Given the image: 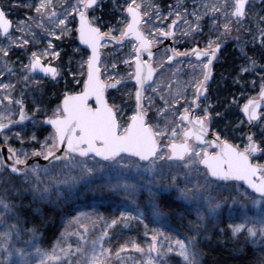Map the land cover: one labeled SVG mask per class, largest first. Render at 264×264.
<instances>
[{
    "label": "snow or ice",
    "instance_id": "1",
    "mask_svg": "<svg viewBox=\"0 0 264 264\" xmlns=\"http://www.w3.org/2000/svg\"><path fill=\"white\" fill-rule=\"evenodd\" d=\"M106 2L107 0H74V2L64 0L58 5L56 0H24V2L10 0L8 8L0 6V37L6 39L10 46L25 47L33 42L29 40V36L33 37V40L36 38L33 29L39 28L55 40H60L62 36L74 30L78 34L80 44L91 50L90 55L82 53L79 48L73 49L69 54L67 74L73 77L74 83L81 85L80 89L65 91L61 102L52 110L51 115L47 112L42 113L39 104L33 111L32 123L42 132L47 131L45 125L50 126L51 132L43 141L35 133L28 138L39 145V148H33L31 153L23 150L18 153L16 149L8 147L7 159L11 164H6L0 158V174L8 172L10 175L21 177L23 184L30 185L29 188H24L23 192H31L32 202L39 201L59 207L62 201L81 194L77 187L81 182L88 191L100 193L107 191L117 194L123 192L131 195L137 185L128 182V172L134 169L141 177L143 173H148L154 178L157 175L163 177L165 167L167 166L169 170L172 167L167 162L178 161L181 162L178 166L187 170L184 172L183 187L178 182L179 173L169 172V183L163 186V190L174 189L180 200H202L206 205V212L197 209V219L188 222L189 234L184 239L173 240L160 229H152L151 242L147 248L132 242V250L146 255L143 264H171L172 255L179 258V264H200L201 253L198 250V243L202 234L201 229L206 227L205 221L218 217L222 200L226 202L231 199L233 203L236 202L235 196H213L210 189L213 185L218 188L224 187L231 181H243L252 193L256 194L251 197L252 204L259 209L261 216V226L258 228L248 226L251 221L229 224L232 238L236 239L243 234L254 246L264 247V165L254 164L250 159L256 152L264 151V147L256 143L252 133L247 135V144L242 150L222 138L218 132L213 133V139H207L213 112L210 104H204L208 99L210 81L213 79L214 61L220 59L219 53L231 37L237 41L239 55L244 60L237 76L233 77V82L241 83L244 73H255L261 80L258 98H249L243 104L242 112L250 126H255L253 122L264 125V113L260 111L264 105V64L258 63L255 58V54L259 52L260 58L264 59V0H231V2L230 0H199V3L194 0L195 7L191 11L180 3L175 6L177 9L175 11L173 6L169 5V15H162L154 0H110L108 8L119 13L115 23L104 19ZM12 7H24L33 13L26 14L24 19L17 21L15 31L23 35L15 38L12 35L13 22L8 16ZM57 7L63 11L58 13L55 10ZM181 8L182 11L179 10ZM171 15H174L175 19H172L169 31L154 27L156 21L167 20ZM206 17L209 38L204 48L197 45L183 52L176 48L165 50L166 53L171 52V55L166 56L169 63L176 57L194 56L198 63L189 62V66L200 69L199 74L194 73L191 80L193 91L190 100L186 95V89L180 87L169 99L163 94V89L153 86L157 68L164 67L163 63L154 66L153 47L160 42L156 39V35L158 33L166 38L175 37L176 32L171 29L182 20L187 26L181 33L182 36H191L193 42H196V37L203 34L205 24L202 21ZM253 17H255V32L253 25L250 24ZM45 21L59 28V34L49 29ZM73 21H78V25L71 29L68 24ZM242 28L250 36V40L244 43H240ZM233 32L236 33L235 36ZM126 39L134 42L131 46L132 55L122 62L129 67L128 79L134 81L135 95L133 114L121 123L120 112L123 109L114 100L110 103L106 93L109 89L119 92L128 85L119 72L116 62L105 64L102 71L100 49L108 47L113 42L123 45ZM249 43L252 56L248 54ZM9 53L10 47H0V59L9 57ZM60 55L59 51L54 50L51 40L43 50L32 51L28 63L23 64L21 69V79L25 87L30 85L39 87L43 84L42 80L33 75L37 71L51 81L58 82L61 70L52 66L48 58L59 59ZM76 57H79L77 60L79 67L73 70L71 65ZM5 72L10 75L15 74L6 59L0 63V76ZM77 76L83 79H77ZM252 84L255 85L254 80ZM14 87L15 85L11 83L0 82V91L4 92L0 104L7 101L9 105L13 103L19 105V121L22 122L29 117L25 113L22 99L14 100L11 92L8 91ZM167 87L171 88V85ZM149 89L154 94L160 93L159 105H156L153 96L145 95ZM128 96L132 98L131 93H128ZM180 99L184 100L186 106L182 111H177L175 109ZM235 102L233 97L232 103ZM154 107L155 116L150 117L149 114ZM38 114L42 115L43 119H36ZM222 115L219 110L215 111L216 117ZM5 120L7 123L4 122ZM14 123L17 121L11 119L10 111L0 113V133ZM261 134L264 135V128L261 129ZM16 135L23 144L24 138L19 133ZM209 148L216 151H209ZM29 155L42 157L50 163L65 162L66 168L78 170V174L60 181L59 184L45 185L39 179L40 167L27 166ZM43 171L47 174L49 169L44 168ZM193 172L196 173L195 184H192ZM97 180L100 183H96ZM154 182L155 179L149 181V183ZM2 183L4 180L0 178V184ZM12 191L20 195V189L14 186ZM149 193L150 196L155 195L151 189ZM243 195L247 197L251 194ZM32 202L23 206L6 196H0V226H2L0 253L3 254L0 257V264H50L53 261L59 264H113V257L120 260L121 253L129 251V248L127 245H121L116 250L106 247L105 238L109 237V229L116 228L121 221L124 222L125 227L128 226L129 220H139L143 223V213L132 216L122 212L119 217H114L110 221L105 220L100 233L93 235L97 217L93 213L79 212L70 221L82 229L74 233L78 237L75 247L71 243L66 246L58 243L51 252H48L33 243L37 232L35 227H21L18 209L22 207L31 209ZM153 209V215L156 217L163 215L155 203ZM34 214L39 215L40 209H34ZM99 219L104 220L102 216ZM10 220L14 222L9 223ZM144 228V234L148 236V225L144 224ZM220 231L224 230L220 229ZM23 232L30 233V239L25 243L35 249L38 260L30 261L29 257L33 253L26 248H18L12 243L13 237L19 240ZM65 234L71 233L66 229ZM160 236L170 241L166 247L158 244ZM257 264H264V252L259 253Z\"/></svg>",
    "mask_w": 264,
    "mask_h": 264
},
{
    "label": "rangeland",
    "instance_id": "2",
    "mask_svg": "<svg viewBox=\"0 0 264 264\" xmlns=\"http://www.w3.org/2000/svg\"><path fill=\"white\" fill-rule=\"evenodd\" d=\"M21 2H24V0H21ZM63 2L64 0H56V3L58 5ZM72 2H74V0H72ZM154 3L159 6V9L162 15H169V11H170L169 5L173 6V11L177 10L175 6L178 3L182 4L183 7H187L189 11H191L193 7H195L194 0H154ZM196 3H199V0H196ZM20 8H24V7H20ZM55 10L58 13L63 11V9H61L60 7H57ZM179 10L182 11V8ZM18 11H15V9L12 7L10 8L8 12L11 14L10 19L13 21V29H12L13 38L23 35L22 33H17L15 31V26H16L17 21L24 19L26 14H33V13H30L28 9H26V11L23 12L24 15L19 16L17 15ZM172 19H175L174 15L169 16L167 20L156 21L154 27H160V28H163L165 31H167L169 25L171 24ZM189 19H191V17H189ZM69 20H71V17H69ZM253 20H255V17H253ZM202 23L205 24V27L203 29V34L198 35L196 37V42L198 41L203 42L202 45L205 47L206 42L209 38V28L207 27V17L205 18L204 21H202ZM45 24L49 29L55 30L57 34H59L60 30L59 28H56L54 24L48 23L47 21H45ZM68 27L73 29L72 23H69ZM186 27L187 26L184 25L182 20L179 21L177 25L175 26L174 31L176 32V36L173 37V41L175 45H179L183 42H186V44L188 43L190 46H193L194 44H196V42H193L191 36H188V37L182 36L181 33L186 29ZM33 31L36 33L35 40H33V37L29 36L28 37L29 40L33 42L29 43L23 48L15 47V45L10 46L9 42L6 39L1 38V37H0V47H6V48L10 47V50L19 49V53H21V51L26 50L27 47H31V51H29L28 54H26L27 60L23 62L22 65L28 63L29 55L32 51H40L46 48L47 42L49 40L52 41L55 51H59V52L61 51L60 47L58 46L59 44L56 42L55 39H53L50 36H47L39 28H34ZM69 35L70 33L64 36L68 37ZM156 39L160 41L157 44H160L161 40L159 39L158 33L156 35ZM101 49L102 51H104L103 52L104 58L101 56L102 71H103L105 64L110 65L112 62H116L118 64V58H119L121 51L123 49H127V53H126L127 55L123 54L122 59L119 62L123 68L122 70L126 71L124 73V72H121V70H119V72L122 74L125 82L127 83V80H129L127 79L129 67L128 65L124 64L122 61L123 59H127L131 57L132 53H131L130 46L128 45V47L124 46L123 48H121V47H114L112 44H109L108 47L101 48ZM109 50H110V55H108ZM167 55L168 54L165 52V49L162 48L154 57V66L160 63H163L164 67L157 68V74L154 78L153 86L157 87L158 89H163V94L168 96L169 99H171L172 96L175 95V91L178 87H180L181 89H186V94H189L190 99H191L192 90H193L191 88V80L193 78L194 73L199 74L200 69L191 68L189 66V62L193 64L198 63V62L194 60L175 62L171 67H167L165 65V60H166ZM48 59L50 60L51 64L58 66V68L62 71L61 67H59V64L57 62L58 61L57 58L49 57ZM78 59L75 60L77 68L79 67L77 63ZM2 60L3 58L0 59V62H2ZM21 69L22 67L19 70L20 72H21ZM109 70L116 71L112 69H109ZM15 74L20 75L17 82L24 83V81L21 79V74L19 73H15ZM70 77H71L72 83L75 84L73 82V77L72 76ZM36 78L40 79L39 76ZM78 78L79 76H77V79ZM1 82L10 83L7 80L1 81ZM168 85H171V88H168L167 87ZM13 89H9L8 91L12 93ZM109 90H112L114 93H117L115 89H109ZM121 90H125V95H128V93H131L132 99L134 102V89L130 85H128L127 88H121ZM0 95H1L0 99H2L4 92L0 91ZM145 95L153 96L156 101V105H159L161 103V101L159 100L160 93L154 94L149 89V91ZM145 104H147V100H145ZM204 104L211 105L209 95H208V99L204 101ZM12 108L13 107H11L7 101H4L3 104H0V113L10 111L11 115H13V117H15V119L17 118V120L19 121V112L15 113L14 111H12ZM133 109L131 110L130 113H127V116H126L127 118L133 114ZM122 115L123 113L120 114V118L122 117ZM149 115L150 117L155 116V107L153 108L152 112ZM29 118H31L30 120L31 124L34 125L32 123L33 116H30ZM4 122L7 123V120H5ZM20 125L21 124H17V123L10 125L9 129L0 136V140L3 144L7 145L8 147H12L16 149L18 153L21 150L31 153V151L33 150L32 148H29L31 141L23 136V133L20 129ZM16 133H19L20 136L24 138L23 144H21L20 139L17 137ZM166 142L167 140H165V143ZM29 157H31V155H29ZM0 158H1V155H0ZM64 163H61L60 165L49 164L48 166H45V167H41L38 164L33 163L31 166L38 165L40 167L41 171L39 173V179L43 182V184L55 185V184H59L60 181L68 179L70 176H76L78 174V170H70L69 168H66L64 166ZM89 163H92V161H89ZM167 163H170L172 167L170 170L167 168V166L165 167V175L163 177L157 175L154 178L148 173H143L141 177V175L137 174V172L134 169L131 172H128V170H124L125 172H128V182L134 183L137 185L136 189L131 193V195L125 194L123 192L117 194V193H111L107 191L103 193L88 191L87 188L83 186V182H81V184L78 185L77 187L78 188H80L81 186L83 187L81 191V193L83 194L76 195L74 199L73 197L70 198L71 202L72 201L78 202V207L75 206V208L77 207L75 210H71L72 212L69 211L67 213L66 217L64 218L62 232L59 235L57 241L50 247H43L39 244L38 237L36 235V239L33 241V243L37 244L42 250H45L48 252H51L57 246L58 243H60L63 246H66L68 243H71L73 247H75L78 241V237L74 233L77 231H82V229H79L78 225H76L75 223H70V221L72 220L73 217L78 215L79 212L93 213L97 217V224L95 226L94 233H92L93 235H97L100 233V231L103 229L105 220L110 221L114 217H119L122 212L129 213L132 216H139L140 213H143V223H141L139 220H129L127 222L128 225L132 223H138L137 226L139 227V230L135 233L134 238H131L132 240H130V242L122 241L125 235L122 232H119L116 235L117 237L116 240L111 241V235L113 234L111 232L112 229H109V237L105 238V246L111 247L113 250L118 249L119 246L121 245H127L129 248V251L125 253H121L120 260H117L115 257H113V264H143V261L146 260L147 257L146 255H141L140 253H136L134 250H132L131 249L132 242H136L140 244L142 247L147 248L148 244L151 242L150 237L152 234V231H151L152 229H160L167 236H170L173 240L177 238L184 239L189 234L188 222L196 221L197 219V215H196L197 209L199 208L201 212H206V205L204 204L202 200L200 199H192L190 201L180 200L178 199L177 193L175 192L174 189L168 190V191L163 190V186L169 183V180H168L169 172L179 173L178 182L180 186L183 187L184 172L187 171L186 169L178 166L181 164V162L172 161V162H167ZM44 168L49 169V172L47 174L43 171ZM17 177H18V181H17L18 185L22 184L27 188L30 187V185H26L22 183L21 177L19 176ZM195 177H196V173L193 172L192 177H191L192 184L196 183ZM0 178H3V180L5 179V177H3V174H0ZM153 179H155V182L149 183V181ZM200 179L202 181L203 177L201 176ZM33 182H35V178H33ZM96 183H100V181L97 180ZM149 189H151L152 192L155 193L154 196H150ZM210 191H211V195L217 196V197H224V196H229V195L235 196L236 202L233 203V200L231 199L227 200L226 202L222 200L221 201L222 207L219 211L218 217L209 218L208 220L205 221L206 225L215 226L217 225V219L219 217L220 218L222 217L230 233H231V229L229 228V224H236V223L251 221V223H248V226L250 227L256 226L257 228L261 226L260 212H259V209L254 207L252 204L251 197L255 195H253L251 192L243 189L235 182H229L224 187H220V188L213 185ZM244 193H249L251 195L246 197L243 195ZM205 195H207V193H205ZM101 197L106 198L109 201L107 202L108 204L106 205L104 204L103 206H100V201L102 200ZM160 199L167 200V202L163 204L165 206L161 205ZM169 199H171L172 202H170ZM154 203L159 206L160 211L163 213L162 216L156 217L155 215H153V211H154L153 204ZM101 216L104 218V220L99 219V217ZM11 222H14V221L10 220L9 223ZM121 224H124V222L121 221ZM144 224L148 225V236H145L144 234L145 233ZM66 229H67V232L71 234H65ZM136 229L137 227H135V230ZM204 229H201V231H203ZM0 230H2V226H0ZM135 237H137V239ZM29 239H30V233L23 232L19 240L13 237L12 243H14L16 247L18 248L20 247L26 248L27 251L32 252L33 255L29 257L30 261L38 260V257L35 256V249L32 248L31 245H28L25 243V241ZM169 243L170 241L166 240L164 236L158 237V244H162L166 247ZM255 247H259V246H255ZM2 255L3 254L0 253V257H2ZM13 259H18V257H13ZM50 264H59V262L53 261V262H50ZM171 264H179V258L175 257V255H172Z\"/></svg>",
    "mask_w": 264,
    "mask_h": 264
},
{
    "label": "trees",
    "instance_id": "3",
    "mask_svg": "<svg viewBox=\"0 0 264 264\" xmlns=\"http://www.w3.org/2000/svg\"><path fill=\"white\" fill-rule=\"evenodd\" d=\"M108 2H110V0H107L105 5L104 19L106 21L115 23V19L119 13L111 11L108 8ZM9 4L10 0H0V6L8 8ZM13 8L15 11L19 10L17 12V15L19 16L24 15L23 12L26 11V9L20 7ZM10 15L11 14L8 13V16ZM250 24L253 25V32H255L254 20L250 21ZM72 27L73 29L76 27L75 21L72 22ZM235 35L236 33L233 32V36ZM240 36V43L250 40V36H248L247 32L243 28L241 29ZM56 42L59 44L58 46L61 50V55L57 62L59 67L62 69L61 76L58 78V82H53L50 79L39 76L40 80L43 81L41 86L37 87L30 85L25 87V83L17 82L20 75H10L5 72L3 76H0V82L7 80L11 84L15 85L11 95L14 100L22 99L24 110L28 117L33 116V111L35 110L37 104L41 106L42 113L47 112L48 115H51L52 110L56 108L57 104H59L63 98V93L65 91H78L81 87V85L76 83L73 84L70 77L71 75L67 74L68 58L73 49L79 48L82 53H87V51L79 47L76 39V32L74 30L68 37H61V39L56 40ZM202 44L203 42L198 41L195 45L202 46ZM186 46L187 44L185 42L179 44L178 48L183 49ZM126 47H128V45H126ZM29 51H31V47H27V49L21 51V53H19V49L10 50L9 57L3 58V60L6 59L9 61V66L13 69L14 73L21 74L19 70L22 67V63L27 60L26 54H28ZM103 52L104 51L101 49V56L104 58ZM126 53L127 49H123L118 58V70H121V72L124 73L126 71L122 70L123 68L119 62L122 59V55ZM248 54L250 56L253 55L250 43L248 44ZM108 55H110V50L108 51ZM219 56L220 59L215 66L212 83L208 91L212 106L211 110L213 112V119L209 124V128L215 132H218L222 138L227 139L230 143H233L240 148L245 138V122L240 112L241 106L249 98H254L257 96L260 90L261 80L260 77L255 73H244L241 83L233 82V77L237 76L240 65L244 63V60L239 55L237 41L231 37L224 44ZM78 58L79 57L73 59L71 65L73 70L77 69L75 60ZM84 58H86V56ZM255 58L257 59L258 63L264 64V59L260 58L259 52L255 54ZM34 76L38 77L37 75ZM78 79L82 80L83 77L79 76ZM253 80L255 81L254 86L252 84ZM127 84L134 89L131 80H127ZM106 95L109 97L110 103L114 100L122 107L123 110L120 112V114L123 113L121 117V123H123L128 119L126 117L127 113H130L134 108L133 99H130L128 95H125V90H120L117 93H114L112 90H108ZM186 95L190 100V95ZM233 97H235V103H232ZM184 105L185 103L183 99L178 100L176 110L182 111ZM10 106L13 107L12 111L15 113L19 112V106L17 104L13 103ZM217 110L223 114L221 117L215 116V111ZM262 113H264V110ZM11 118H13L12 120L17 121V124H21L20 129L23 133V136L27 139L33 133H35L40 140H43L47 134L51 132V129L48 126H44L47 131L42 132L38 126L31 124V118L25 119L22 122L18 121L17 118L15 119L13 115H11ZM35 118L43 119V116L38 114ZM262 128H264V125L257 123L255 124L253 131L254 137L257 138L258 133L261 132ZM260 143L261 146L264 147V139L261 140ZM29 148H39V145L35 144V142H30ZM257 162L264 165V151H262V153L257 157ZM61 163L64 162L53 164L60 165ZM2 174L5 179L4 183L0 184L1 196H6L17 204H22L23 206L29 205V203L32 202V194L31 192H23V189L27 187L22 184L18 185L17 176L10 175L8 172H4ZM13 186L17 189H20L19 196L12 191ZM82 188V186L79 188L80 193ZM82 194L83 193L79 195ZM75 197L76 196H73V199ZM101 198L102 200L100 201V206L108 204L107 202L109 201L106 198ZM70 200L71 199L62 201L59 207L55 206L54 204L36 201L32 202L31 209L27 207L18 209L21 217V227H35L37 229L36 235L38 237L39 244L43 247H50L57 241L59 235L61 234L64 218L66 217L67 213L71 210H75L78 207V202H71ZM160 200L161 205L167 202V200L164 199ZM169 201L172 202L171 199H169ZM75 206L77 207L75 208ZM36 208L40 209L39 215L34 214V209ZM137 224L138 223H132L125 227L124 224L120 223V225L112 229L111 232L113 234L111 233V241L116 240V235L119 232H122L125 234L122 241L130 242V240H132L131 238H134L135 233L139 230ZM135 227H137L136 230ZM220 229H223L224 231L221 232ZM201 233L202 234L199 237L198 243V250L201 253L199 257L200 264H257L259 253L264 252V247H255L250 241L245 239L243 234L238 238L233 239L222 217L217 219V225H206L205 229L201 231ZM135 238L137 239V237Z\"/></svg>",
    "mask_w": 264,
    "mask_h": 264
},
{
    "label": "water",
    "instance_id": "4",
    "mask_svg": "<svg viewBox=\"0 0 264 264\" xmlns=\"http://www.w3.org/2000/svg\"><path fill=\"white\" fill-rule=\"evenodd\" d=\"M78 25V21H76V26ZM170 29H168V31H169ZM171 30H173V29H171ZM76 37H77V41H78V45L82 48V49H84L85 51H87V53L90 55V49H87L86 48V46L85 45H82V44H80V42H79V39H78V34L76 33ZM161 37V39L163 40L162 41V43H161V45L160 46H164L166 49H171V48H173V43H172V37L170 36V37H164V36H160ZM126 40H130V39H126ZM114 44H115V42H113ZM117 45V44H116ZM223 47H224V45H223ZM222 47V48H223ZM157 46H154L153 47V53L155 54V51L157 50ZM169 53V55H171V52L169 51L168 52ZM190 57H194V56H189V57H176L174 60H185V59H187V58H190ZM145 59L147 58L146 56L144 57ZM195 58V57H194ZM173 60V61H174ZM215 62L216 61H214V64H215ZM133 63H134V61H133ZM52 66H54V65H52ZM55 67V66H54ZM34 74H38V75H43L42 73H40V72H36V73H34ZM133 83H134V81H132ZM259 94V93H258ZM134 95H135V92H134ZM255 98H258V95H257V97H255ZM62 100V99H61ZM247 102V101H246ZM245 102V103H246ZM264 107V105H262V107H261V109ZM260 109V110H261ZM240 112H241V114H242V116H243V118H244V120H245V122L247 123V126H246V137H247V135L249 134V133H251V127L252 126H250L249 125V123L247 122V117L246 116H244V114H243V112H242V107H241V110H240ZM255 122H253V124H254ZM45 126H47V125H45ZM50 127V126H49ZM8 128H6L4 131H6ZM213 133H216V132H213V131H210L209 130V132H208V135H207V139H209V140H211V139H213L214 137H213ZM1 134L2 133H0V136H1ZM247 140V139H246ZM247 144V143H246ZM211 149H213V148H211ZM213 150H215L216 151V149H213ZM257 154V152L254 154V155H252V156H255ZM0 155H1V158L4 160V162L6 163V164H11V161L10 160H8L7 158H8V156H9V152H8V146L7 145H5V144H3V143H1V145H0ZM54 162H59V161H53L52 163H54ZM33 163H36V164H38L39 166H41V167H45V166H47V165H49V164H51L49 161H47V160H44L42 157H34V156H31V157H29L28 158V160H27V166L28 167H30ZM202 167V166H201ZM236 182H238L242 187H244V188H246L247 190H249L250 192H252V190L250 189V188H248V186L243 182V181H236ZM253 194H255V193H253ZM256 195V194H255Z\"/></svg>",
    "mask_w": 264,
    "mask_h": 264
},
{
    "label": "flooded vegetation",
    "instance_id": "5",
    "mask_svg": "<svg viewBox=\"0 0 264 264\" xmlns=\"http://www.w3.org/2000/svg\"><path fill=\"white\" fill-rule=\"evenodd\" d=\"M9 18H10V16H9ZM175 28V27H174ZM174 28H173V30H174ZM168 29H169V27H168ZM168 29H167V31H168ZM117 35H118V33H116ZM161 35H159V39L161 40V43H162V39H161V37H160ZM1 38H3V37H1ZM134 42L133 41H131V40H125V42H124V44L123 45H116V44H114V43H110V44H112L113 46H115V47H121V48H123L124 46H126V45H129L130 46V49H131V53H132V44H133ZM161 43L160 44H155L154 46H157L158 48H157V50L155 51V54H154V57H155V55L162 49V48H164L165 50H166V48L164 47V46H160L161 45ZM172 43H173V48H176L178 51H181V52H183V51H185L186 49H190V48H192V47H194V46H197V45H193V46H190L188 43H187V46L185 47V48H183V49H180V48H178V46L179 45H175V43H174V41H173V37H172ZM183 43H185V42H183ZM182 44V43H181ZM200 48H204V46L202 45V46H199ZM167 54L169 55V53L167 52ZM188 60H194V61H196L195 60V58L194 57H190V58H187V59H185V60H174V61H172L171 63H169L168 61H167V59L165 60V65L167 66V67H171L175 62H182V61H188ZM216 64H217V61L215 62V64H214V66H213V74H214V70H215V66H216ZM56 67H58V66H56ZM157 74V73H156ZM156 76V75H155ZM155 76H154V78H155ZM44 77V76H43ZM46 78V77H45ZM47 79H49V78H47ZM211 83H212V80L210 81V85H211ZM193 91V90H192ZM260 91V90H259ZM259 93V92H258ZM258 95V94H257ZM263 110H264V107L260 110L261 112H263ZM197 111H199V110H197ZM243 120H244V118H243ZM244 122H245V120H244ZM257 122H255L254 123V125L256 124ZM246 126H247V123L245 122V138H244V140H243V144H242V146L240 147V149L242 150L245 146H246V143H247V140H246ZM254 127L255 126H252L251 127V133L252 134H254L253 133V131H254ZM209 130L210 131H213V132H215L214 130H211L210 128H209ZM217 133V132H216ZM264 139V135H262L261 134V132L260 133H258V136H257V138L256 137H254V140L256 141V143L257 144H260L261 145V143H260V141L261 140H263ZM209 151H215V150H211V149H209ZM262 153V151H258L257 152V154L255 155V156H251V162L252 163H254V164H259V165H262V164H260L259 162H257V157L260 155Z\"/></svg>",
    "mask_w": 264,
    "mask_h": 264
}]
</instances>
